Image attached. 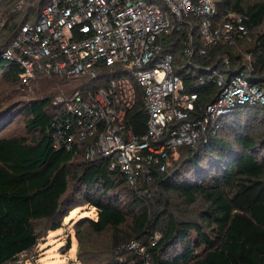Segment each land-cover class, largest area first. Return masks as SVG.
<instances>
[{"label": "trees", "instance_id": "1", "mask_svg": "<svg viewBox=\"0 0 264 264\" xmlns=\"http://www.w3.org/2000/svg\"><path fill=\"white\" fill-rule=\"evenodd\" d=\"M20 1L0 0L5 22L0 79L15 91L9 100H0V264H18L39 246V225H46V235L61 229L68 212L82 202L97 213L77 226L82 264H264V107L237 106L219 120L215 136L185 147L167 171L151 173V182L140 178L132 186L119 170L110 169V160L89 162L84 155L74 157L72 151L54 147L53 137L67 118L57 98L97 90L115 78L116 68L102 66L96 78L46 76L24 85L22 66L4 60L3 50L50 0H24L29 7L18 11ZM218 9L220 21L232 13L245 18L248 35L236 45L215 44L202 55L196 28L189 64L183 52L191 30L166 39L164 51L175 56L185 93L198 95L191 119L203 117L220 95L216 82L209 80L214 72L243 75L264 89V0H224ZM18 87L35 93L17 102ZM18 118L22 132L11 133ZM147 121L138 90L126 122L143 135ZM105 233L110 235L101 244L104 250L92 240L91 256L84 258V239L102 240ZM133 243L138 247L130 249Z\"/></svg>", "mask_w": 264, "mask_h": 264}, {"label": "built area", "instance_id": "2", "mask_svg": "<svg viewBox=\"0 0 264 264\" xmlns=\"http://www.w3.org/2000/svg\"><path fill=\"white\" fill-rule=\"evenodd\" d=\"M224 0H50L35 22L24 23L3 59L20 64L19 77L29 85L37 77L76 79L105 66L114 79L95 91L58 97L67 118L54 135V147L66 148L89 162L110 160L134 186L149 183L152 172H165L185 147L215 136L219 120L239 105L264 107V89L243 75L214 72L220 95L191 119L197 94L185 93L176 74L175 56L165 52L166 39L191 30L183 56L191 64L193 30L198 28L200 54L215 44L234 46L248 35L245 18L232 13L218 20ZM21 0L16 10L22 8ZM5 22L0 19V32ZM143 92L147 131L137 135L126 119ZM158 234L156 239H158ZM131 244L130 249L137 248ZM141 251V250H140Z\"/></svg>", "mask_w": 264, "mask_h": 264}, {"label": "rangeland", "instance_id": "3", "mask_svg": "<svg viewBox=\"0 0 264 264\" xmlns=\"http://www.w3.org/2000/svg\"><path fill=\"white\" fill-rule=\"evenodd\" d=\"M27 2L22 3L21 10L25 11L29 5ZM93 83H96L93 82ZM8 84L6 81L0 79V100L7 99L9 100L11 95L15 92H12L11 89H8ZM17 89L16 101H23L29 99L30 95H34V89L21 90L20 87ZM27 91V92H26ZM29 92V93H28ZM1 118V117H0ZM21 118H18L16 122L17 128L12 130L11 133H21ZM13 125H11L8 129H11ZM182 152L174 158L171 162V166L176 163L180 157ZM81 203V202H80ZM82 206L77 208H73L67 214L64 219V227L57 231H49L46 235V225H39L38 231L42 234L41 241L38 247H36L32 253L22 255L18 261V264H82L78 261V242L76 238V230L78 224L85 220L86 218H96V210L95 208L87 207L84 202L81 203ZM109 233H105L101 239L93 238L89 239L88 237L84 239L87 247L82 249L84 252L83 257L88 258L91 256V252H89L88 242L92 240H96V245L100 246L101 250H104V247L101 244H106L109 238ZM159 236V235H158ZM102 261V260H101Z\"/></svg>", "mask_w": 264, "mask_h": 264}, {"label": "water", "instance_id": "4", "mask_svg": "<svg viewBox=\"0 0 264 264\" xmlns=\"http://www.w3.org/2000/svg\"><path fill=\"white\" fill-rule=\"evenodd\" d=\"M216 70V67H214L213 69H212V71H215ZM0 114H2V113H0Z\"/></svg>", "mask_w": 264, "mask_h": 264}]
</instances>
